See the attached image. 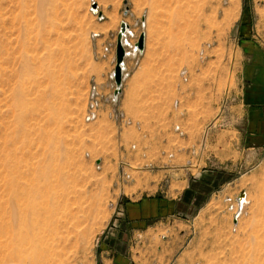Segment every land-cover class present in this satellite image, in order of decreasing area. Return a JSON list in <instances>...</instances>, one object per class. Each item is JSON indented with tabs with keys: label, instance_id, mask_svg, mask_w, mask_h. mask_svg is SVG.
Instances as JSON below:
<instances>
[{
	"label": "rangeland",
	"instance_id": "obj_1",
	"mask_svg": "<svg viewBox=\"0 0 264 264\" xmlns=\"http://www.w3.org/2000/svg\"><path fill=\"white\" fill-rule=\"evenodd\" d=\"M121 22L132 35L113 106ZM251 52L264 68V0H0V264L23 228H1L10 156L22 217L60 208L36 239L41 264H264V69L250 82ZM173 194L174 220L119 221L127 202Z\"/></svg>",
	"mask_w": 264,
	"mask_h": 264
},
{
	"label": "bare ground",
	"instance_id": "obj_2",
	"mask_svg": "<svg viewBox=\"0 0 264 264\" xmlns=\"http://www.w3.org/2000/svg\"><path fill=\"white\" fill-rule=\"evenodd\" d=\"M11 149H9V150L11 151ZM13 149L17 150L16 148H13ZM9 153H8V155H9ZM15 154H16V152H15ZM10 157H12V156H10ZM10 157H9V159H10ZM9 159H7V158L5 159L4 166L6 167L5 170H6L7 174H10L12 176L9 179V183L7 181V183H8L7 188H9V192H10V194H9L10 197H9V202H8V209H9V214H10L9 220L10 221H9L8 225L5 224L4 222H2L4 224V226L3 227L1 226V228L3 229L4 232H8V229H13L17 225L22 226L23 228L21 230H19L18 232L11 234L10 239L8 241L10 244V249H9V253L5 254L6 255L5 261L11 262L12 264H41L40 259L42 257L43 249H42V246L38 244V240H36V239H37L38 235H42V234L44 235L47 232H49L50 235L53 234V232H52L53 230L49 226H51V224L53 223L54 219L56 218L55 216L58 213V211L60 210V208H58L57 206L42 207V208H44L43 211L46 214V217L48 218L47 222L45 221V219H39L38 218V215L36 214L37 212H35V211H37V209H35L33 207H31V210H30V214L35 215V217L33 219H31L30 221H27L26 218L22 217V207L20 209L19 200L21 199V196L25 193H24V191H22V188H20L18 185L19 184V178H20L19 176H20V173H22V172H20L18 165L15 164V161H14L15 158L12 157L10 160ZM44 175L47 177L46 173H44ZM59 179L61 180V178H59ZM61 183H63L62 180H61ZM67 183H68V181H67ZM64 185H66V184H64ZM48 188H49V186H48ZM33 191H35V192H33ZM26 193L27 194L31 193L32 195H39V194L41 195V191H38L37 189H33V190L29 189V190H27ZM247 200L248 199L245 198L243 206H242L243 208L247 204ZM23 201H24V197H23ZM50 201L52 202V200H50ZM53 203H54V201H53ZM40 206H41V204H40ZM243 208H242V211H243ZM236 209H237V207H236ZM258 248H259V246H258Z\"/></svg>",
	"mask_w": 264,
	"mask_h": 264
},
{
	"label": "crops",
	"instance_id": "obj_3",
	"mask_svg": "<svg viewBox=\"0 0 264 264\" xmlns=\"http://www.w3.org/2000/svg\"><path fill=\"white\" fill-rule=\"evenodd\" d=\"M252 61L250 65L248 66L249 73H250V82L256 85H260L261 79L263 77L262 71L263 67L262 64L259 62L258 53H252ZM125 208L122 209L123 212L121 213L123 215V218L119 221H124L125 218L128 219L132 227L133 225L138 226L142 224L143 220H145L148 217L152 216H169L165 218H169L174 220V208L178 210V204L174 207V194L169 197L164 198L162 201H158L156 199H146V200H140V201H131L127 202L124 206ZM121 217V216H120ZM133 229V228H132Z\"/></svg>",
	"mask_w": 264,
	"mask_h": 264
},
{
	"label": "water",
	"instance_id": "obj_4",
	"mask_svg": "<svg viewBox=\"0 0 264 264\" xmlns=\"http://www.w3.org/2000/svg\"><path fill=\"white\" fill-rule=\"evenodd\" d=\"M92 10L93 12H97L95 3H92ZM127 35H132V32L126 22H121L116 38L115 67L113 71V79L116 85V89L114 91L115 97H117L122 92L123 70L125 69L124 58L130 54L125 50L124 47L126 45L130 46ZM144 43L145 33L142 32L139 35L137 42L133 46L132 54L134 55L136 52L142 53L144 51Z\"/></svg>",
	"mask_w": 264,
	"mask_h": 264
},
{
	"label": "built area",
	"instance_id": "obj_5",
	"mask_svg": "<svg viewBox=\"0 0 264 264\" xmlns=\"http://www.w3.org/2000/svg\"><path fill=\"white\" fill-rule=\"evenodd\" d=\"M181 75H185V71H181ZM123 76H124V74H123ZM110 78L114 81V79H113V71L110 73ZM110 87L112 89V93L109 95L108 100L113 106H115L117 104V101H118V96L117 97L114 96V91L116 89L115 82L114 83L112 82L110 84ZM100 97L101 96L99 95V92L94 88L92 90V92H91V100L88 103V108H87V113H86V116H85V120L94 121L98 117L99 98ZM117 117H118L117 114L114 115V118L117 119ZM114 122H115V120H114ZM122 122L125 123V117L122 119ZM128 123H129V121H128ZM175 130H177L180 135H183V131L180 129L179 126H176ZM245 198H246L245 191H241L240 194L236 197L235 203L232 205V211H233L232 217H233V220L235 221V223L237 222V220L241 217V215L244 212V211H242V208H243L242 206H243ZM247 203H248V201H247ZM236 207H237V209H236Z\"/></svg>",
	"mask_w": 264,
	"mask_h": 264
},
{
	"label": "flooded vegetation",
	"instance_id": "obj_6",
	"mask_svg": "<svg viewBox=\"0 0 264 264\" xmlns=\"http://www.w3.org/2000/svg\"><path fill=\"white\" fill-rule=\"evenodd\" d=\"M253 90V89H252Z\"/></svg>",
	"mask_w": 264,
	"mask_h": 264
}]
</instances>
